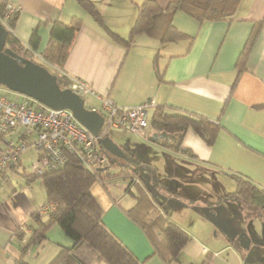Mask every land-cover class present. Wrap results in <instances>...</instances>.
I'll list each match as a JSON object with an SVG mask.
<instances>
[{
    "label": "crops",
    "instance_id": "0c3cea01",
    "mask_svg": "<svg viewBox=\"0 0 264 264\" xmlns=\"http://www.w3.org/2000/svg\"><path fill=\"white\" fill-rule=\"evenodd\" d=\"M155 1L164 8L172 0ZM91 2L100 13L104 25L127 39L141 0ZM7 5L18 12L12 32L22 44H28L32 31L37 30L40 41L33 54L39 61H43L39 54L47 46L51 24L55 21L68 23L72 17L81 19L62 72L69 79L84 81L92 92L85 96L89 107H99L101 99H108L122 108L150 103L146 109L147 116L148 112L151 116L154 107L163 106L168 113L183 111L204 117L222 127L211 147L205 145L192 130L186 132L182 144L193 153V157L152 143L148 139V129L133 133L135 136L132 139L111 140L133 157L138 172L142 165L148 167L151 179L145 182L138 173V183L161 203L169 220L191 237L178 261L171 264H263V258L258 253L250 254L251 248L260 247V243L248 232L246 236L250 245L244 250L234 239L244 234H239V229L236 235H232L215 226L225 238L222 242L214 232L213 236L208 232L203 237L195 235L196 232L175 221L174 214L183 210L185 215L192 212L198 217L192 205L202 201L197 193L186 189L185 183L190 182L189 186L196 189L200 184L197 181L199 172L226 179V186H230V190L235 189L231 174L244 176L264 188V0H240L232 21L198 23L176 12L172 23L187 38L160 43L138 34L129 47L114 41L103 26L93 21L74 0H7ZM259 20L262 21L261 28L238 70L236 62L252 23ZM139 154L145 157L138 158L141 157ZM159 160H162L161 169L156 163ZM159 170L165 173L162 180L155 175ZM169 171L173 172L174 178H171ZM92 193L103 210L105 226L138 260L143 264H166L153 255L150 243L137 226L121 216L117 221L112 219L115 223L109 219V213L115 210L116 200L98 187H92ZM216 193L217 190L212 195L213 200L220 203L219 198L227 192H223L222 187ZM170 199L176 205L174 209L166 207ZM227 202L238 211L229 212L230 218L238 216L244 224V216L237 205ZM133 204L134 201L126 208ZM34 210L31 206L27 211H16L14 217L3 204L0 205V264H13L18 257L19 242L14 231L25 227ZM251 219L264 223L259 218ZM64 244L69 243L66 241ZM25 258L28 261V253ZM88 264L105 263L92 259Z\"/></svg>",
    "mask_w": 264,
    "mask_h": 264
},
{
    "label": "trees",
    "instance_id": "16d2710c",
    "mask_svg": "<svg viewBox=\"0 0 264 264\" xmlns=\"http://www.w3.org/2000/svg\"><path fill=\"white\" fill-rule=\"evenodd\" d=\"M74 1L93 21L103 26L114 41L129 47L138 34L154 38L160 43H172L187 38L172 23L176 12H181L198 23L232 21L240 0H172L164 8L155 0H141L127 39L111 32L104 25L91 0ZM17 16L16 9L10 12L7 0H0V22L6 18L4 27L8 30L5 47L14 54L33 61L29 58L38 48L39 34L37 30H33L28 44H22L12 32ZM80 24L81 19L78 17H72L68 23L53 22L47 46L39 54L51 68L49 70L43 64L40 65L55 78L60 89H66L70 84V79L62 72V66ZM261 24V20L252 23L250 34L236 62L238 70ZM147 129L148 139L152 143L169 151L193 157V153L182 144L186 132L192 130L205 145L211 147L222 127L201 116L183 111L168 113L163 106H156ZM123 153L125 159L108 153L107 163L102 168L92 170L85 168L77 155L68 154L66 162L60 167L47 169L40 175L33 171L28 174L23 172L22 176L27 183L36 178L40 179L45 191V202L32 211L25 227L14 231V236L19 242V255L13 264H31L26 261L25 256L32 245H42L46 241V232L54 223L68 239L69 244L61 245L48 264H88L92 259L105 264H143L105 226L102 221L103 210L92 193L95 182L104 185L105 180L113 177L114 174L109 171L111 167L118 168L120 174L128 180L125 193L132 196L134 204L123 210L125 216L142 231L150 243L153 255L166 264L178 261L182 249L191 240L190 235L170 221L161 203L150 195L146 187L138 183V171L137 166L133 164V157L124 149ZM19 166L21 163L13 167L12 171L17 172ZM231 177L235 182V189L222 195L219 201L235 203L244 219L259 218L264 221V188L244 176L231 174Z\"/></svg>",
    "mask_w": 264,
    "mask_h": 264
},
{
    "label": "built area",
    "instance_id": "2783aa9c",
    "mask_svg": "<svg viewBox=\"0 0 264 264\" xmlns=\"http://www.w3.org/2000/svg\"><path fill=\"white\" fill-rule=\"evenodd\" d=\"M8 8L10 12L13 10L10 6ZM5 19L1 21L4 26ZM35 57L31 54L29 59ZM66 89L82 98L84 103L85 96L92 93L79 79H70ZM9 92L12 91L0 85V177L21 163V156L28 148L36 154L32 171L37 175L62 166L68 154L77 155L89 170L102 168L107 163L108 152L69 110H52L18 93L21 97L12 98ZM148 106L150 103L122 108L108 99H101L99 107L87 108L102 116L99 137L103 138L109 127L131 133L145 131L149 126ZM30 135H35L31 144L27 143Z\"/></svg>",
    "mask_w": 264,
    "mask_h": 264
},
{
    "label": "rangeland",
    "instance_id": "374dc122",
    "mask_svg": "<svg viewBox=\"0 0 264 264\" xmlns=\"http://www.w3.org/2000/svg\"><path fill=\"white\" fill-rule=\"evenodd\" d=\"M33 60L36 63L43 64L50 70L51 66L44 61H39L38 57H35ZM9 95L12 98H19V96L21 97V95L12 92H9ZM85 106L89 107V104L85 102ZM149 116L150 112H148V119ZM107 136H109L110 139H112L114 142H118L120 139H132L135 135L131 132H126L109 127ZM34 139L35 135L28 136L27 143L31 144ZM139 155L141 157L138 158L145 157V155L143 156V154ZM35 160V152L32 148H28L21 156L22 166L17 169V172H7V174L3 178L0 177V205L3 204L8 213L10 215H13L14 217H16V211H27V209H29V207L31 206L36 209L39 206L43 205L45 202V191L40 179L36 178L32 182L27 183L26 179L22 176L23 172L26 174L32 172V165ZM156 163H158L161 169L160 165H162V160H159V162ZM109 171L110 174H114L113 177L105 180L104 185L100 182H95L93 188H100L106 195H109L111 198L117 201L116 206H114L115 210L109 213L110 220L113 219L117 221L119 220V216L128 219L123 211L128 205H131L133 201L132 196L129 193H125V187L128 184V180L123 177L122 174H120L118 168L111 167ZM138 173L145 182L148 179H151L152 174L149 171L148 167L145 166V164L142 165V169L139 170ZM169 173H171L172 175L171 178L175 177L173 172L169 171ZM162 174L165 173H163L161 170L155 172V175L161 180ZM199 174L200 175L197 178V181L200 184L196 189L192 185L189 186L191 184L190 182L185 183L186 189L188 191L197 193V195H199L198 198L202 201L200 204L192 205L195 209L193 211L198 214V217L195 213L189 212L188 216L185 215L186 212H184L183 210L182 213L180 210H178L175 211L174 214L175 221H180L182 226L188 227L190 230L196 232L197 234L195 235L197 236H206L207 232L209 233V235L213 236V234L216 233V235L219 236V239L222 242H224L223 239L225 240V238H222V235L218 233L219 230L215 228V226L217 225L221 229L229 231L232 235H236L238 229L240 231L239 234L244 233L246 235V232H248L251 237H253V239H258L260 243V247L251 248L250 254H253L254 252L258 253L263 258L262 263L264 264V223H259L257 219L250 218L244 219L243 224V221L238 216L230 218L228 213L232 210H236V212H238L236 207L233 204L228 203L227 201L215 203L212 195L216 190V194H218L219 190L222 187L223 192H231L234 190H230V186H226V179L224 180L216 174H201V172H199ZM213 180L214 183L212 182ZM216 194L215 197H218V195ZM162 199L166 198L163 197ZM171 202L172 199L167 201L166 207L174 209L176 205H173ZM113 223L115 222L113 221ZM234 239L238 246H240L238 242V236L237 238L234 237ZM64 240L69 243L68 239L64 237L59 227L54 223L46 232V241L42 245L31 246L28 251V261H30L32 264H48L56 255L59 247L61 245H65L64 243L66 241L64 242Z\"/></svg>",
    "mask_w": 264,
    "mask_h": 264
},
{
    "label": "water",
    "instance_id": "95a60500",
    "mask_svg": "<svg viewBox=\"0 0 264 264\" xmlns=\"http://www.w3.org/2000/svg\"><path fill=\"white\" fill-rule=\"evenodd\" d=\"M8 30L0 22V85L12 92L29 97L52 110H69L74 119L90 132L111 155L125 159L120 146L108 136L100 138L103 124L100 114L90 111L84 100L69 89H60L55 78L40 64L22 58L5 47ZM242 249H248L250 240L245 234L238 236Z\"/></svg>",
    "mask_w": 264,
    "mask_h": 264
}]
</instances>
